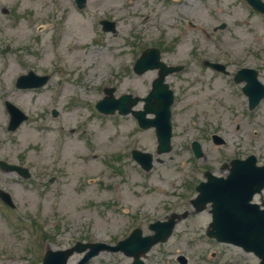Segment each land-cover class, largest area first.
<instances>
[{
	"label": "rangeland",
	"instance_id": "374dc122",
	"mask_svg": "<svg viewBox=\"0 0 264 264\" xmlns=\"http://www.w3.org/2000/svg\"><path fill=\"white\" fill-rule=\"evenodd\" d=\"M184 1L86 0L85 8L78 9L74 0H0V50L9 46L8 53L0 51V160L27 167L31 173L24 180L0 170V189L12 196L15 207L0 202V264H41L46 246L63 249L76 241L113 245L125 237L138 214L158 215L168 201L182 206L187 199L185 174L197 172L202 164L194 160L192 165L189 143L202 134L207 121L226 139L220 153L244 156L252 151L264 156L262 137H253L257 126L246 124L241 116L245 112L232 113L229 124L225 109L239 108L244 97L224 76H211L200 64L220 48L233 64L244 55L246 42L235 29L244 15L198 13L180 18V13H187ZM68 12L88 21L86 36L76 35L62 44ZM105 18L117 24L114 33L102 31L99 20ZM221 21L229 24L222 32L223 44L206 39L204 33ZM250 23L252 35L264 43V21L254 15ZM147 47L159 48L166 65L188 66L166 80L177 97L171 110V150L160 157L155 156L150 131L130 135L129 119L101 116L90 108L104 96V87L116 84L118 94L145 92L156 72L136 76L130 69ZM75 49L80 56L68 68L66 54ZM28 70L51 74L50 80L40 89H16V77ZM67 86L69 92L61 93ZM178 88L184 90L179 99ZM5 100L28 117L13 132L6 129ZM260 108L264 113V102ZM53 109L57 117L51 116ZM206 132L200 142L211 159L217 150L209 140L210 131ZM70 144L76 148L65 153ZM134 146L158 158L149 173L128 158ZM208 218L203 212L180 223L174 239L153 247L144 264H180L177 255L185 256L187 264L258 263L254 255L232 244L207 239ZM80 257L74 253L68 264ZM130 263L131 258L120 252H102L86 264Z\"/></svg>",
	"mask_w": 264,
	"mask_h": 264
},
{
	"label": "flooded vegetation",
	"instance_id": "af4514ba",
	"mask_svg": "<svg viewBox=\"0 0 264 264\" xmlns=\"http://www.w3.org/2000/svg\"><path fill=\"white\" fill-rule=\"evenodd\" d=\"M186 1V2H185ZM184 1V10L187 13H180L179 17L183 18L185 16H190L191 14H202L203 16H214V15H223V16H231L232 14H243L244 17L241 20V23L238 22V24H235V29L239 30V38L241 41L246 42L245 45L247 46L246 49L244 50V55L240 56L237 58L236 62L231 63L228 62L227 59L228 56L225 55L226 52L222 51V49L220 48L218 50V53L216 54H212L211 56L206 57V59H201L200 60V64L203 66V68L207 71H209L211 73V76H219V77H225L227 79V81H229L233 86H236V90H238V93H240V95L242 97H244V103L239 106V108L236 107V109H225L226 112L230 113V120L229 124L233 122L232 118H233V114L232 113H236L238 111L240 112H245V113H241V116L245 119L246 124L248 123H254L256 124L257 128L253 129V137H259V135L262 137V141H263V145L261 150L264 151V113L261 111L262 108H260V106L263 104L264 99L260 100L259 103L253 107L252 109L248 107L249 102H248V98L245 97L243 95V88L246 86L248 79H252V77H256L257 80L262 83L264 85V47H263V42L262 40H260V37H258L257 34H255L254 36L252 35V33L254 32V27L252 25V23H250V19L252 16H257L259 18H261L264 21V16L262 14H259L258 12H256L255 10H253V7L250 6L249 1L248 0H185ZM264 2V0H262ZM191 17V16H190ZM238 18V17H237ZM107 19V18H105ZM110 20V19H107ZM248 22V23H247ZM229 24L225 21H221V23L219 24H215L212 27H210V29L204 33L207 35V37H205L206 39H208L210 41V39H214L215 41H218L220 44H223L222 42V32H225L228 28ZM250 34V35H249ZM249 35V36H248ZM250 39H249V38ZM254 37V40L252 39ZM220 47V46H219ZM195 56V55H193ZM197 62V61H194ZM205 63H214V64H219L221 65V68L223 71L218 72L216 70H214V68L209 67V65H205ZM182 69L179 70L178 72H176V77L178 76V74L181 75V73H183V71L188 67L185 66V64L183 63H178ZM175 64V65H178ZM242 69H247L244 72L240 73L241 75V81L238 83L235 81V76L237 74L238 71L242 70ZM250 70V71H248ZM46 74V73H45ZM48 74V73H47ZM49 75V80H50V75ZM152 82L149 83L148 86L145 87V92L141 95L140 93H129V92H123L121 94L117 93V85H112L111 89L113 91V96L115 99H119L120 97H122L124 94H130L132 96V98H136L137 99V103L135 104V106H133L134 110H142L144 107V103L142 101H140V98H144L148 93H149V89L151 86ZM169 84V83H168ZM169 87L172 89V87L169 85ZM64 88V87H63ZM62 88V89H63ZM174 92V103L176 102L175 97H177V92L175 93L174 89H172ZM182 89L178 88V99H179V93L180 92H184L181 91ZM75 102H73L72 104H74ZM92 104V103H91ZM239 116V115H237ZM111 117H115L117 119H129L130 120V124L131 126H133L131 128V130L129 131L130 135L132 134H136V133H141V132H147L150 131L153 134V130L152 129H147V130H142L138 127V124H136L135 119L133 114L128 113V114H124V115H120L119 113L116 112V114H113V116ZM145 117L147 118H151L152 114L150 112H146ZM241 121V119H240ZM239 122V121H238ZM238 122L236 123V129L239 128L238 126ZM208 124H204L201 128L202 130L199 131L202 134L198 135V138H196V140L200 142L201 137L205 136L206 134H208L206 131H210L209 134V140L211 138V136H213L214 134L218 135L220 139L217 140V143H212L216 150H217V155L214 158L208 159V157L206 156V154H204L203 152V145L201 143V148H202V154L203 156L200 158H195L194 156L192 157V165L194 164V160L195 161H200L202 164L200 167H197V172H189L187 174H185L186 177V189H187V199H185L184 204L182 206H175V202L173 201H168L167 203L163 202L164 205H166V207H162V210L160 213H158V215H155V213H153L151 215H149V213H140L138 214L137 217H134L133 220H131L130 224V228L129 231L134 229V228H138L140 230V233L144 236H150L151 232L149 230V227L151 226L152 223H160V225H168L169 223L174 224L173 229L171 231V235L170 237H168V239L163 243L166 244L168 243L170 240H173L174 238V230L177 228V226L182 223L185 222L187 220H189V218H193L196 216V214L199 213H206L208 215V223L209 224V220H210V203H208L205 208L203 209V211H196L195 207L192 205V199L195 197L196 194V186L198 184H204L205 189H207L208 191L213 190L214 192H216L215 190H224V189H228V187H226V184L228 183V174L231 172V169L234 165L237 164L236 161L238 162H242L245 161L247 158H249L250 156H254L255 158V164L258 167H261L264 165V156L261 157L259 156V154H256L255 152L250 151L249 154L247 155H234V154H222L219 152V148L224 147L227 142L226 139L224 137L221 136V134L214 130L211 129L212 127H209V125H213V124H209V122L207 121ZM214 127V126H213ZM210 128V130H209ZM214 130V131H213ZM154 135V134H153ZM135 148V146L133 147V149ZM183 149L186 151L187 150V146L185 145L183 147ZM189 151H190V147H189ZM128 158H130V153L128 154ZM131 159V158H130ZM132 160V159H131ZM157 162V161H154ZM153 162V164H154ZM158 163V162H157ZM134 165L135 162H134ZM186 164L184 163V166ZM137 166V165H136ZM153 166V165H152ZM151 166V169H152ZM138 168H140L139 166H137ZM241 170L247 171L248 169L245 168V164H241L240 165ZM118 169V168H116ZM142 172L144 173H149V172H145L142 168H140ZM150 169V170H151ZM149 170V171H150ZM233 179L232 184H234L235 182V186H238V180L234 177H231ZM250 179H254V178H250ZM256 186V184H255ZM215 189V190H214ZM173 191H170L168 196H171ZM234 195V194H232ZM238 196V195H237ZM251 198L249 199V201L246 204V207L253 204L255 206H257L259 209L252 207L251 209L255 210L256 214L261 212V215H263L264 213V186L262 187V189L260 191H255L253 194H251L250 196ZM233 198V199H232ZM230 198V194L228 193L226 195L225 198H223L225 200V203L227 204L226 206H231L233 203V206H235V198L232 197ZM233 202V203H232ZM239 206L241 204V201H237ZM250 209V210H251ZM251 213V212H249ZM239 214L242 215H246V210L244 209L242 211V209H239L238 211L236 210H229V212L226 213V220H230L233 218V216L236 217V215ZM151 216V217H150ZM128 231V232H129ZM188 241L191 240L190 238H187ZM163 244H157L155 246H163ZM177 260L180 264H187V259L185 256L180 257L179 255H177Z\"/></svg>",
	"mask_w": 264,
	"mask_h": 264
},
{
	"label": "water",
	"instance_id": "95a60500",
	"mask_svg": "<svg viewBox=\"0 0 264 264\" xmlns=\"http://www.w3.org/2000/svg\"><path fill=\"white\" fill-rule=\"evenodd\" d=\"M249 1L253 7L264 13V4L261 3L260 0ZM75 2L79 7L84 5V0H75ZM101 24L103 25V29L105 31L114 29V24L111 22L107 23L102 21ZM133 68L135 72L139 74L145 72L147 69H160L159 76L153 83L152 92L145 99H143V101L146 102V110L153 112L156 115V118L146 122L142 116L144 115V112L135 113L138 116L139 123L142 127L147 128L151 125L155 127V134H157L159 145L157 153L159 154L161 152H167L170 150V146L168 145L171 136L169 122L170 111H168V109L172 101V94L170 91H167L166 86L162 85V81L164 79L163 77L167 75V73L176 70V68L165 67L162 63H160L158 51L156 49H146L140 58L135 62ZM45 80V76L38 77L34 73H29L28 75H22V77H19L16 81V84L18 88H33L34 86L43 85ZM105 92L110 96L105 97L96 105L97 109L101 113L103 112L112 114L116 107H119L120 113H126L129 111V109H124L126 102L123 99L114 102L111 97L112 91L106 90ZM132 104H135V101H133ZM6 107L8 108L11 116L9 128L13 130V128L24 121L26 117L10 104L6 103ZM193 144L194 155L201 156L198 144L196 142H193ZM133 157L141 164L142 167H144L146 170H149L152 159L149 154L144 155L134 152ZM252 162H249V165L246 166V168H249L247 171L241 170L239 167L237 170L231 173V176L238 180V186H235V182L232 184L233 179H230L229 177L230 180L226 184L228 189L218 191L217 193L202 192L198 196L196 204H202L206 202L203 201L206 196H208L210 199H214L213 222L210 225L211 229L208 230L207 235L214 237L218 242L221 241L233 243L243 247L244 251H251L252 253H255L260 259L259 264H264V214H256L255 210L246 208V202L251 198V194L254 191H260L264 186V167L261 169H256L252 167ZM1 165L3 170H16L21 173L24 178L29 176L27 170L21 169L16 165L10 166L6 165L5 163H2ZM228 193L230 194V198H235V206H233V202V204L229 207L223 204L224 199L221 197H226ZM217 196L218 198L216 199L215 197ZM0 197L4 202L11 204L10 198L6 193L4 194L0 192ZM238 200L241 201L239 206H237ZM199 209L200 208H198V210ZM229 209L236 211L239 209H245L246 215L242 214L239 216V214H237L236 217L238 219L233 216L231 221L226 220V213L229 212L227 211ZM173 225L174 224L169 223L168 225H160L159 227L153 226L155 234L152 237L146 238H140L139 231H136L130 236V238L120 242L117 247H110L101 243L85 245L76 243L74 247L64 249L63 251L46 250V253L42 259V264H66L67 258L72 255L74 251L83 252L87 247H89L90 250L86 252L84 257L77 264L86 263L87 259L96 256L100 251H119V249L126 256L132 255L134 261H136L135 264H140L139 257H142V255H144L152 247V244L165 240L167 236L170 235Z\"/></svg>",
	"mask_w": 264,
	"mask_h": 264
},
{
	"label": "bare ground",
	"instance_id": "6f19581e",
	"mask_svg": "<svg viewBox=\"0 0 264 264\" xmlns=\"http://www.w3.org/2000/svg\"><path fill=\"white\" fill-rule=\"evenodd\" d=\"M66 15H68L65 19L67 27L65 28V30L62 32V34L60 36L62 44L69 42L76 35H78V37L79 36L85 37L86 36L85 35L86 34V27H87V23H88L87 20L78 18L77 17L78 15L74 14L73 12H68ZM77 49H79V48H77ZM77 49L71 50L68 52V54H66V57L68 58L67 59L68 63L66 62L68 64V65H66L67 67L69 66L70 68H72L75 65V62H77V60L80 56L78 54V52H75V51H77ZM69 90H70V88L68 86L64 87L62 89L61 93L66 94L67 92H69ZM75 148H76L75 144L71 145L70 147L67 148L68 150L66 149L65 153H67V151L69 153L72 149H75Z\"/></svg>",
	"mask_w": 264,
	"mask_h": 264
}]
</instances>
